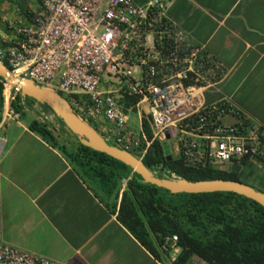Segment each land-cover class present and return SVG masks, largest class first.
<instances>
[{
    "label": "built area",
    "instance_id": "1",
    "mask_svg": "<svg viewBox=\"0 0 264 264\" xmlns=\"http://www.w3.org/2000/svg\"><path fill=\"white\" fill-rule=\"evenodd\" d=\"M2 42L0 65L12 77L58 93L107 143L141 161L153 142L163 148L171 141L188 169L264 161V126L231 97L205 101L228 68L168 18L163 0H38ZM12 89L3 91L0 132L20 119L10 107ZM33 114L56 124L36 104ZM158 249L168 264L181 252L176 235L163 237ZM0 264L58 263L0 242Z\"/></svg>",
    "mask_w": 264,
    "mask_h": 264
},
{
    "label": "crops",
    "instance_id": "2",
    "mask_svg": "<svg viewBox=\"0 0 264 264\" xmlns=\"http://www.w3.org/2000/svg\"><path fill=\"white\" fill-rule=\"evenodd\" d=\"M163 1L168 18L228 68L206 103L231 97L264 126V0ZM27 117L0 132V242L58 264H168L117 221L112 200L102 201L58 149L29 130ZM223 171L264 193V161Z\"/></svg>",
    "mask_w": 264,
    "mask_h": 264
},
{
    "label": "trees",
    "instance_id": "3",
    "mask_svg": "<svg viewBox=\"0 0 264 264\" xmlns=\"http://www.w3.org/2000/svg\"><path fill=\"white\" fill-rule=\"evenodd\" d=\"M3 91L4 83L0 80V120ZM4 92L7 94L6 88ZM32 103L52 114L46 106L21 98L19 92L14 95L10 107L21 117L26 115L24 110ZM55 120L63 131V138L51 127L49 129L48 124L35 118L28 128L58 149L79 175L101 193L102 201L112 200L113 213L117 208V221L151 255L157 256V247L163 237L176 235L181 252L174 264H188L193 256L206 264H264V208L232 193L173 195L144 184L129 167L82 146L59 119L55 117ZM143 130L151 138L146 118ZM142 162L158 178L174 175L186 181L242 183L234 173L188 169L178 158L167 161L158 142L150 145ZM122 181H125V187L119 198Z\"/></svg>",
    "mask_w": 264,
    "mask_h": 264
},
{
    "label": "water",
    "instance_id": "4",
    "mask_svg": "<svg viewBox=\"0 0 264 264\" xmlns=\"http://www.w3.org/2000/svg\"><path fill=\"white\" fill-rule=\"evenodd\" d=\"M0 79L5 85L10 84V88L19 92L21 98H29L46 106L82 146L102 153L129 167L132 173L138 175L144 184L163 189L173 195L232 193L264 208V193L237 181H186L173 176L158 178L141 160L128 152L109 145L93 127L75 115L68 101L58 93L37 87L30 80L14 78L2 65H0ZM165 157L167 161L172 159L169 154Z\"/></svg>",
    "mask_w": 264,
    "mask_h": 264
},
{
    "label": "rangeland",
    "instance_id": "5",
    "mask_svg": "<svg viewBox=\"0 0 264 264\" xmlns=\"http://www.w3.org/2000/svg\"><path fill=\"white\" fill-rule=\"evenodd\" d=\"M38 0H0V47L7 46L8 44L3 43L2 39L9 38L12 34L13 28L20 26L23 18L27 11H31L37 7ZM107 78V77H106ZM109 79V78H108ZM110 80V79H109ZM114 86H100V89L107 90V88L112 89ZM8 91V90H7ZM29 106V105H28ZM33 106L25 108L24 112L28 115L27 118L33 119L35 115L33 114ZM51 126V125H50ZM51 130L63 138L62 130L59 124L56 122L55 126H51ZM50 129V127H49ZM97 131L100 130L99 127H95ZM109 145H113L109 142ZM164 155H172L176 158L177 153L175 151L174 142H168V144L163 148ZM242 182L246 183L244 178L241 179ZM99 194V193H98ZM190 264H206L201 259L193 256L190 260Z\"/></svg>",
    "mask_w": 264,
    "mask_h": 264
},
{
    "label": "bare ground",
    "instance_id": "6",
    "mask_svg": "<svg viewBox=\"0 0 264 264\" xmlns=\"http://www.w3.org/2000/svg\"><path fill=\"white\" fill-rule=\"evenodd\" d=\"M10 86H11L10 84H6L5 88H6L7 90H9Z\"/></svg>",
    "mask_w": 264,
    "mask_h": 264
},
{
    "label": "clouds",
    "instance_id": "7",
    "mask_svg": "<svg viewBox=\"0 0 264 264\" xmlns=\"http://www.w3.org/2000/svg\"><path fill=\"white\" fill-rule=\"evenodd\" d=\"M1 80V79H0ZM96 130V129H95Z\"/></svg>",
    "mask_w": 264,
    "mask_h": 264
}]
</instances>
